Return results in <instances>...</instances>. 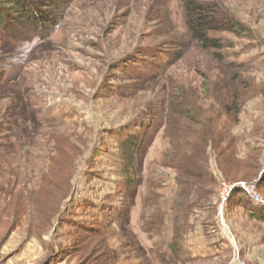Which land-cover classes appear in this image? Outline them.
I'll use <instances>...</instances> for the list:
<instances>
[{"label": "rangeland", "instance_id": "1", "mask_svg": "<svg viewBox=\"0 0 264 264\" xmlns=\"http://www.w3.org/2000/svg\"><path fill=\"white\" fill-rule=\"evenodd\" d=\"M1 1L0 264H86L95 242L138 217L137 203L159 223L170 194L178 234L209 254L177 264H264V223L241 205L219 210L220 181L264 176V0H30L54 20L45 32ZM186 3L238 32L211 31L221 49L204 51ZM175 125H214L232 145L226 162L206 150L217 181L209 196L170 190ZM257 192L264 201V181Z\"/></svg>", "mask_w": 264, "mask_h": 264}, {"label": "trees", "instance_id": "2", "mask_svg": "<svg viewBox=\"0 0 264 264\" xmlns=\"http://www.w3.org/2000/svg\"><path fill=\"white\" fill-rule=\"evenodd\" d=\"M1 3L2 1L0 0V23L2 24L4 23V16H2L3 8L1 7ZM10 4L17 6L27 22L33 27L38 29L41 28L45 32L50 26H52V24H54V20L51 21L48 16H44L46 13V6H44V4L40 5L39 3L32 5L30 0H9L6 2L7 6ZM52 6L50 5L48 8H52ZM184 10L190 39L197 43L204 51L218 52L221 49L219 41L209 36L211 31L238 32L239 27L232 21V19L226 20L225 17L219 18L211 15L205 5H192L191 3H186V5H184ZM215 57L219 63L223 62L222 55L216 54ZM237 80L238 77H233L229 80V83L232 84ZM224 97L229 100L231 97H234V94L232 95L229 90V93L225 94ZM175 126L181 130V135L178 138L179 141L182 142V146L180 150L175 149V152L179 153V155H176V158L171 157L165 167L167 166V168H171L174 171L176 187L180 189V191L182 189V192L187 196L186 198H188L193 192H202L205 196L211 195L213 187L217 186V181L214 178L216 169L213 168L212 172H210V169L208 170L206 150L210 147L214 154L218 151V154H215L217 158H222V161L225 159L224 162H226L230 156H224V154L231 148V143H228L226 148L221 146L223 144L222 132H216L214 125H191L192 127L188 125ZM194 127L198 129H194ZM186 136H189L190 138L187 140ZM170 143L172 144L171 141ZM169 146L174 148L173 145ZM184 149L186 151H184ZM134 151L135 149H133L132 153ZM217 164H221L220 161ZM262 181H264L263 175L259 177V181L257 182V191L258 183ZM205 188H209V191H206ZM242 198L247 200L248 205L241 200ZM228 204H231V206L241 205L246 213L249 214L248 217L251 220H257L264 223L263 209L261 210V207H257L258 205L254 204L242 190H234ZM170 250L177 259V244L172 243L170 245Z\"/></svg>", "mask_w": 264, "mask_h": 264}, {"label": "crops", "instance_id": "3", "mask_svg": "<svg viewBox=\"0 0 264 264\" xmlns=\"http://www.w3.org/2000/svg\"><path fill=\"white\" fill-rule=\"evenodd\" d=\"M170 190L175 185V174L170 175ZM176 186V185H175ZM167 194L163 196L161 200L165 201ZM171 194L168 197V202L165 201V207L161 209L164 211L161 213V220L156 223L149 219L145 222V215L143 211L145 208H141L142 203H137V215L138 217H127L121 220V228L124 231L120 234H106L103 238L99 239V242H95L93 245V251L95 253L93 259L86 264H145L144 257L153 258L154 261L160 262L161 258L166 260V264H177L176 258L170 250L172 243L177 244V251L179 258L182 259H195L209 257L203 249L198 247L195 251L191 249L192 239L191 235L178 234L176 225V209L171 204ZM190 220V219H189ZM191 221H187L190 224ZM143 226H150L157 230L154 239L150 238L148 232L143 229ZM94 238L89 237V246L92 245ZM224 237L222 235L219 239L217 248L222 245ZM87 245L80 244L76 247V250L83 253L88 249ZM216 248V249H217ZM156 259V260H155ZM145 262V263H144Z\"/></svg>", "mask_w": 264, "mask_h": 264}, {"label": "built area", "instance_id": "4", "mask_svg": "<svg viewBox=\"0 0 264 264\" xmlns=\"http://www.w3.org/2000/svg\"><path fill=\"white\" fill-rule=\"evenodd\" d=\"M257 181L252 182H240L235 185H227L223 181H220V189H221V195H220V204H219V210L220 214L222 213L223 207H225L234 190L240 189L242 190L249 199L256 205H264V201L261 199L257 192Z\"/></svg>", "mask_w": 264, "mask_h": 264}]
</instances>
